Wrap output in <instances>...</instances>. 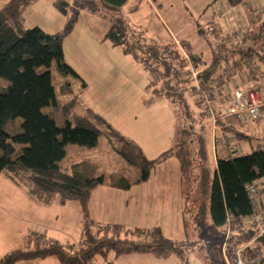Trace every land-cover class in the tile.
Masks as SVG:
<instances>
[{
	"label": "trees",
	"instance_id": "obj_1",
	"mask_svg": "<svg viewBox=\"0 0 264 264\" xmlns=\"http://www.w3.org/2000/svg\"><path fill=\"white\" fill-rule=\"evenodd\" d=\"M33 1L8 0L0 9V78L8 82L6 86L0 84V175L17 185L29 182L30 195L39 200L56 195L60 203L77 202L82 213L83 230L77 246H65L56 240L33 243L29 237L26 248L6 253L0 258V264L49 256L55 257L60 264H93L97 257L106 258L111 254L117 258L133 253H147L161 259L173 255L181 258L196 241L191 242L187 237L184 240L169 239L160 227L99 225L91 221L88 214L90 194L96 186L106 183L112 188L127 190L133 184L148 180L152 170L169 157H174L179 164L183 194L181 218L185 232L194 215L197 220L209 221L222 232L229 229L231 246L228 254L234 246L250 241L254 228L242 223L241 218L253 211L246 186L264 183V149L235 155L230 149L227 157L218 155L217 148H228V145L220 144L221 137L217 136L214 127L224 134H231L236 140H250L252 137L235 128H225L216 105H210L213 109V119L208 116L210 122L206 120L197 127L194 124L183 126L178 135L173 134L171 147L148 159L135 142L123 136L100 114L91 111L71 122L68 114L74 99L59 105L56 98L49 71L51 64L60 75L79 79L65 62L62 43L83 9L92 13L104 10L110 22L104 38L133 59L144 62L146 68H150L149 64L157 67L160 80L150 85L151 96L145 101L147 105L165 98L184 106L187 103H183L181 97L186 100L184 95L188 92L197 95L191 85L182 49L174 41L146 43L143 31L138 30L139 35H136L137 29L129 25L121 12L127 0H52L60 13H69L64 28L56 33H47L37 26L24 27L25 12ZM196 32L208 35L205 44L212 54L209 62L192 57L195 65L201 68L199 79L202 85L211 86L220 79L213 89L218 88L239 68L246 69L250 83L262 77L257 66L258 71L253 70L252 63L264 61V15L257 21L251 20L238 40H219L222 32L213 26ZM40 67L45 69L39 72ZM248 88L251 86L241 89ZM70 91L68 83L61 87L63 94ZM228 105L229 101L226 113L235 117L228 112ZM45 107L49 108L46 113L42 111ZM199 116L204 118L200 113ZM103 134L115 141L113 150L139 170L136 180L116 171L105 177L100 174L99 165L90 159L71 163L68 171L60 169L59 162L65 157L67 144L93 148ZM211 136L212 149H208ZM22 171L28 172L25 182L20 181ZM204 195L208 197L207 208L203 204ZM245 257L248 260L258 257L260 264H264V236L245 250Z\"/></svg>",
	"mask_w": 264,
	"mask_h": 264
},
{
	"label": "rangeland",
	"instance_id": "obj_2",
	"mask_svg": "<svg viewBox=\"0 0 264 264\" xmlns=\"http://www.w3.org/2000/svg\"><path fill=\"white\" fill-rule=\"evenodd\" d=\"M146 1L147 0H127V5L123 7L121 12L129 25L131 27L134 25L133 27L137 29V31H135L136 35H139L138 30L143 31V37L145 38L144 42H165L164 39L153 40L150 37L154 32L156 34L162 33V30L160 28L161 23L158 22L159 24H155L157 25L156 27L154 26V23H157L155 13L150 10ZM152 1L162 17L161 20L166 24L165 26H167L168 30L173 33L183 34L188 32L194 25V19L198 18L196 17L197 14V16H200L199 18L201 21H205L202 19L205 16L208 17V12L207 14H194L195 11H192L191 8L189 9L187 6V0ZM136 6L138 12L132 16L129 15L128 10ZM243 7L247 10V16H249L252 21H257L262 15H264V7H255V9H252L251 4L247 2V0H244ZM82 11L81 17L78 18L71 31L72 34L70 38H67L64 41L65 51L67 53L66 59L64 58L65 62L78 74L79 79H76L71 75H60L54 64H51L49 68L59 105L64 104L68 100L74 99L73 106L68 114V118L71 122H74L79 117L87 115V113L91 111L100 114L103 117L108 116L111 119L109 113L115 114L117 107L125 104L127 101L130 106L134 107V113L137 114L135 115L137 121L144 122L148 119L155 120L156 118H160L158 119L159 122L157 127H155L154 132L158 139H162L165 132L168 130L166 126L162 127V124L166 123V121L162 120L167 119V113L169 114L171 112L172 114L168 115L173 122L170 131L171 135L172 133L178 135L183 126L187 127L190 124H194L197 127L198 124L201 125V123H206V120L209 122L211 121L208 116L210 105L212 107L215 106L213 100V88L216 87L220 79L212 82L210 84L211 86L202 85L200 83L199 73L201 68L196 66L193 62V58L196 59L200 57L191 53V47L187 48V46L182 43V48H180L185 54L184 57H186L185 61L190 74L191 85H194V92H196L197 95L193 96V94L189 92L187 95L185 94L184 96H186L187 102L181 97L180 100L183 101V103H187L184 106L168 100L166 102L167 105H165L162 110L163 114L159 115L158 113H155L156 108H142V105L151 107L143 102V100H146L151 96L150 85L156 84L160 80L158 77L159 73L156 71L157 67L153 65L152 67L149 64L148 67L152 68H146L144 62L134 59L135 63L137 62L141 66L135 67V63L132 60L133 57L127 56V58H124L123 55L126 54L122 52L119 47L110 46V48L107 45L108 42L106 39H103V42H99L100 31H104L110 24L107 13L104 10H98L94 13L87 9H83ZM68 18L69 13H60L53 6L52 0H34L25 12L24 27L33 28L37 26L46 32L54 33L59 30L61 31L64 28V25L69 20ZM86 25L91 28L92 34L85 31ZM246 29L247 25L243 24H238L234 27L232 26V29L230 28V30L225 33L222 32L223 36L218 37V39L225 41L230 39L238 40L244 34ZM202 30L205 29L202 28ZM239 31L241 32V35L238 36L240 33ZM148 33L151 34L149 35ZM153 36H155V34ZM200 37V34L195 33L192 37H188L186 41H189L188 43L190 44L192 42L195 43ZM207 38L208 35L206 37L204 34L200 44L204 45V41L206 42V40H208ZM76 47L78 48L79 55H75ZM106 60H110L111 65L113 66V64H115L118 69L115 71L113 70L108 74L105 80H101L99 83L100 74L102 75V72L106 71L104 68V64H107ZM252 64L253 68H255V64ZM44 69V67H40L38 71L41 72ZM224 78L227 80L226 75H224ZM7 83L8 82L5 79L0 78L1 85L6 86ZM66 83L70 85L71 91L68 94H63L61 92V87ZM85 88L87 89L86 91ZM175 96L178 97V95ZM196 96H199V99L196 98ZM158 109L159 108H157V110ZM48 110L49 108L45 107L42 111L46 113ZM199 113L204 118L200 117ZM196 118H198V122L195 123ZM188 140L189 139H186V141ZM97 141V145L93 148L67 144L65 147V157L59 162L60 169L62 171H68L71 163L90 159L99 165V172L105 177H107L109 173L116 171L126 175L132 181L138 178L140 174L139 170L136 167L129 165L113 150L112 147L114 146L115 141L109 139L104 134L100 135ZM172 143L173 137L169 147H171ZM250 145L254 146V142L250 144V142L244 141L238 150L240 153H243L245 150H248ZM208 149H210L209 146ZM188 150H191V148ZM209 152L211 153V150H209ZM25 177H28V172L22 171L20 181L25 182ZM185 187L187 189V186ZM207 192L208 190H206V193ZM23 196L27 197L24 190L14 186L10 182H3L0 178V200H4V203L2 201L4 205L2 208H4V210H1L0 208V258L12 250L26 248L28 237H31L33 243L34 241L43 242L44 240H49V238H54L65 246H77V239L74 235L78 228L75 219L76 217L79 218L77 213L67 211L62 208V205H57L55 206V208H57L56 210L60 211L61 214L65 211V216H61L59 213V217L58 219L56 218L55 221L53 219L55 214L51 212L52 209L50 207L40 208V210L46 209L49 211L45 214L40 210L34 211L31 207H27V210L24 208L27 214V219L24 222H21L22 214L18 211L20 210V206L16 205L18 202L7 203L6 201L24 198ZM53 197H56V195ZM203 198V204L205 208H207L208 197L204 195ZM1 205L2 204H0V207ZM197 207L198 204L194 209L197 210ZM194 212L195 211H193V213ZM190 219L188 229H186V237L189 241H196L197 243L193 244V247L191 245L190 248L185 250L182 253L181 258L170 256L164 260L153 259L151 261L140 260L139 258L122 257L118 262H115V264H182L183 261H186L187 264H226L227 262L221 255L224 232L214 228L209 221L205 222L203 220H197L194 215L191 216ZM66 227L70 228L69 233L67 232L68 230ZM46 231L49 238L42 236L46 234ZM24 234L27 235V238H23ZM62 234H70V236L67 237ZM228 260L231 261L230 254H228ZM101 261L102 263L100 264H112V259L111 262L108 263H105L104 259ZM93 264H99V261H94Z\"/></svg>",
	"mask_w": 264,
	"mask_h": 264
},
{
	"label": "crops",
	"instance_id": "obj_3",
	"mask_svg": "<svg viewBox=\"0 0 264 264\" xmlns=\"http://www.w3.org/2000/svg\"><path fill=\"white\" fill-rule=\"evenodd\" d=\"M8 0H0V9L4 4H6ZM152 10L155 13L156 22L154 26L156 27L159 24L162 30V33H148L153 40H163L165 42L174 41L179 47L181 44L188 47H191V53L198 55L205 61H211L212 54L209 48L206 47V44H200L203 38V35H200V39L198 38L195 43H188L186 41L188 37H192L197 30L202 28L206 29L209 26H213L216 30L225 33L226 31L232 29V26H236L238 24L248 25L251 19L247 16V10L244 9L243 4L244 0H187V6L189 9L191 8L192 11H195L194 14L197 13H206L208 12V17L205 16V21L200 20V16L194 19V25L188 32L183 34L173 33L170 32L165 26L166 24L163 23L162 17L159 14L158 9L154 6L152 0L146 1ZM251 4L252 9L255 7H264V0H247ZM127 5V2L125 6ZM124 6V7H125ZM82 10L79 13V18L81 17ZM138 12L137 6L128 10L129 15H134ZM127 13V12H126ZM159 22V23H158ZM134 26V25H133ZM132 26V27H133ZM109 27V25H108ZM108 27L104 31H100V41L103 42L104 34L107 31ZM45 31V30H44ZM60 31V30H59ZM56 31V32H59ZM85 31L87 33H91V28L86 25ZM147 31V30H145ZM46 32V31H45ZM54 32V33H56ZM50 33V32H47ZM147 33V32H146ZM222 33V35H223ZM72 33L66 36L63 40V54L64 58L66 59V51H65V44L64 41L67 38H70ZM89 34V36H90ZM147 34V35H148ZM155 34V36H153ZM146 35V34H145ZM91 38V36H90ZM209 39V38H207ZM204 40V39H203ZM108 43L107 45L110 47H114L109 40H106ZM200 41V42H199ZM205 43V41H204ZM77 48V47H76ZM111 48V47H110ZM182 48V47H181ZM121 50V49H120ZM123 52V51H122ZM264 52V47H263ZM75 55H79L78 48L75 51ZM130 56L128 54L123 55L124 58ZM105 58V57H104ZM135 63V60L132 59ZM107 64H104V68L106 71H103L102 75L99 76V83L101 80H105L108 74H110L113 70H117L118 67L113 64L111 65L110 60H106ZM136 64V65H135ZM134 66H140L137 62ZM255 66H257L261 72V78L255 82H249V75L246 69H240L235 71L234 74L220 87L215 88L213 91V100L216 105L217 111L219 114L222 115V122L225 128L229 129H236L238 131L244 132L246 135H250L252 137L250 140L242 139L236 140L231 134H224L220 130H216L215 127L213 130L216 131L217 136H220L221 139H225L228 145V148L225 146H219L217 148V153L220 156L227 157L229 153L227 150L231 151L232 154H246L253 150L264 149V117L259 119L256 122H252L248 117H244L242 123L237 121V119L231 115L226 113L227 109V102L232 94V91L235 88H246L250 86H256L259 88L261 92V96L264 99V61L255 62ZM115 65V66H114ZM141 67V66H140ZM78 75V74H77ZM251 84V85H250ZM252 86V87H253ZM87 89L85 88V91ZM149 98V97H148ZM147 98V99H148ZM146 99V100H147ZM146 100H143L145 102ZM168 100L165 98H161L158 101L153 102L149 106L146 107L142 105L144 109H152L156 108L155 113L161 115L163 114V109L165 105H167ZM169 106V105H168ZM157 108H159L157 110ZM170 108V106H169ZM115 114L109 113L111 119L108 116L104 118L116 129L118 130L123 136L130 139L131 141L135 142L143 151L144 155L148 159H153L157 157L160 153L168 149L172 135L170 134L171 128L173 126L172 119L169 118V114L167 113V119L162 120L166 121V123L162 124V127L166 126L168 130L165 132V135L162 139H158L155 132V127L159 122L158 119H148L144 122H139L135 118L134 107L130 106L129 102L127 101L125 104L120 105L117 107ZM142 110V109H141ZM172 124H171V123ZM161 127V128H162ZM212 136L210 137V144L209 147L212 149ZM244 141L254 142V146L250 145L248 150L245 152L240 153L238 150L241 144ZM98 142V141H97ZM97 145V144H96ZM230 147V148H229ZM213 154V159H214ZM1 180L3 182H10L14 186H17L25 191L27 197L23 196L24 198H19L16 200H9L6 201L7 203L18 202L16 205L20 206V214H22L21 222H24L27 219V214L24 208L27 210V207H31L32 210H40V208L50 207L55 215L53 219L56 221L58 219L60 211H57L55 206L62 205L65 210L73 211L79 215V218L76 219V223L78 224V228L76 233L74 234L77 239V243L79 242L80 238L82 237V230H83V219L80 206L75 201H67L65 203H60L58 197H50L48 200H39L34 196L30 195L29 187L31 184L29 182L25 184L17 185L13 183L10 179H8L5 175H0ZM259 185V197L257 200L258 207L262 213H264V183H260ZM4 200H0L1 210H4ZM183 201V194H182V185L180 179V170L178 161L174 157H169L165 161L159 163L151 172V175L148 180L145 182L133 184L127 190L116 189L108 186L106 183H103L99 186H96L90 194V199L88 203V214L91 221L98 223L99 225H107V224H118L122 225L125 228H152V227H160L163 231V234L172 240H184L187 236L184 226L182 224L181 218V207ZM63 210V209H62ZM42 213H47L46 209L40 210ZM61 216H65V211L61 214ZM31 221L30 219H28ZM54 221V222H55ZM65 230L69 233L70 228L66 227ZM62 231V230H61ZM64 231V230H63ZM64 233V232H63ZM42 235V234H41ZM66 235V234H62ZM47 238V231L46 234L42 235ZM67 237L70 234L66 235ZM27 235L24 234L23 238ZM51 237V236H50ZM185 237V238H184ZM29 239V237H28ZM28 239L26 243L28 242ZM49 240H55L54 238H49ZM57 241V240H56ZM27 247V246H26ZM24 249V248H23ZM13 251V250H12ZM9 253V252H8ZM5 255V254H4ZM3 255V256H4ZM2 256V257H3ZM174 256V255H173ZM1 257V258H2ZM122 257L126 258H136L140 260H164L161 258H157L151 254L147 253H133L122 255L117 258H114L113 255L109 254L106 258L97 257L95 260L96 262L99 261V264L102 263V259H104L105 263L111 262L115 264L118 260ZM152 258V259H151ZM167 259V258H166ZM135 260V259H133ZM16 264H60L59 261L53 257L49 256L43 259H32V260H23L19 261Z\"/></svg>",
	"mask_w": 264,
	"mask_h": 264
},
{
	"label": "built area",
	"instance_id": "obj_4",
	"mask_svg": "<svg viewBox=\"0 0 264 264\" xmlns=\"http://www.w3.org/2000/svg\"><path fill=\"white\" fill-rule=\"evenodd\" d=\"M240 32V31H239ZM241 35V32L238 36ZM258 71V68H253ZM208 104V101H207ZM228 112L234 115L238 121L243 122L244 117H248L252 122H256L264 117V99L257 87H251L246 90L236 88L229 98ZM209 116L213 119V109L209 108ZM226 143L225 139H221L220 144ZM259 186L250 184L246 186L248 199L253 207L250 215L241 218V222L248 227L254 228L253 237L250 241L243 245L234 246L231 250V261L228 260V248L231 246L229 242L230 232L227 228L224 232V241L221 246V255L226 264H260V259L254 258L248 260L245 257V250L255 245L258 239L264 236V213L258 207L257 200L259 197Z\"/></svg>",
	"mask_w": 264,
	"mask_h": 264
}]
</instances>
